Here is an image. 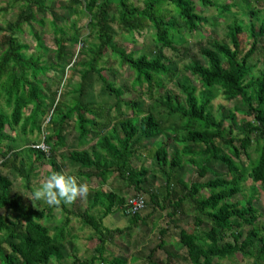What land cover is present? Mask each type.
<instances>
[{"label": "trees", "instance_id": "1", "mask_svg": "<svg viewBox=\"0 0 264 264\" xmlns=\"http://www.w3.org/2000/svg\"><path fill=\"white\" fill-rule=\"evenodd\" d=\"M13 1L23 3L24 8L14 22L2 29L7 35L3 48L0 47V157L3 158L0 167H7L20 155L9 143L7 127L15 130L22 125L26 130L31 123L32 131L40 129L37 114H47L44 105L51 90L50 82L43 79L50 67L44 65L41 56L26 54L29 45L17 37L25 24L37 20V10L47 12L45 1ZM197 1L204 7H217L221 15L227 16L231 10L230 5L219 6L215 0ZM243 1L253 19L248 31L251 47L244 51L241 38L244 21L236 18L227 25L225 40L214 39L209 47L201 50L206 62L194 60L183 65L184 72L197 78L200 87L184 76L177 82L180 95L168 91L145 108L142 100H125L123 89L103 74L105 69L100 64L106 50H111L122 64L134 71V88L146 87L150 93L154 87L163 86L164 78L175 79L180 69L159 55L136 54L117 46L115 25L130 35L150 27L154 30L156 45L178 51L176 43L182 41L176 38V33H183V29L195 31L208 22L198 12L195 0H142L141 4L135 0H69L71 9L81 3L85 5L84 11L90 17L87 27L90 33L96 34L97 42L86 52L87 59L78 62L82 66L81 81L75 89L78 98L63 106L61 97L56 100L57 94L51 93L52 114L48 123L53 132L45 135L44 141L55 142L51 146L48 175L64 173L63 167L69 165L76 168L78 176L96 177L105 182L115 175L133 185L138 193L148 192L154 211L159 207L170 208V221L160 230L159 247L163 249L172 236L170 223H176L174 218L185 205H190L196 213L194 228L181 227L178 237L187 251L186 259L192 264H224L221 260L239 253L254 258L257 263L264 262V227H260L262 215L255 206L256 194L247 196L245 205L234 201L249 179L264 188V68L255 75L257 65L253 62L259 42L264 39V15L260 17L259 10L251 8L248 0ZM172 11L176 16H171ZM53 25L57 32V59L70 62L69 45L79 43L80 32L75 30L68 37L58 36L66 30L56 22ZM97 83L101 85V95L115 99L113 104L96 100L93 93ZM218 93L229 101L240 99L250 119L237 124L234 112L225 110L217 117L212 102ZM123 106L132 116L122 111ZM29 107L30 114L25 115ZM165 115L180 122L173 124L172 131L165 129ZM226 119H230L229 126L225 125ZM70 124L77 131L76 148L69 151L63 164L54 154L59 146H67ZM92 134L97 135L94 144L85 147ZM161 135L164 139L159 141L155 159L166 178L163 198L148 178V169L133 165L134 155L144 147V141ZM170 136L174 144L169 143ZM252 148L257 152L255 158L250 152ZM29 150L27 158L32 162V172L34 163L46 154L41 148ZM186 161L197 174L191 182L184 180L180 173ZM217 164L226 167L225 175L214 171ZM23 166L18 170L30 186V173ZM208 173L215 177L207 178ZM13 184L0 169V211L8 210L7 214L0 213V264H51L54 259L59 262L71 259L70 264H95L97 260L102 264H128L122 257H105V243L123 230H110L103 220L123 206V196L94 189L93 194H88L91 206L84 212L70 210L63 202L59 206L37 208L14 193ZM203 189L209 194H202ZM95 207H100V216L92 213ZM56 208H61L66 215L51 232L44 220ZM72 213L99 236L96 254L90 261L76 256L73 244L67 240ZM128 216L136 226L146 223L140 213ZM230 237L233 241L228 240ZM166 251L170 257H177ZM148 264L161 263L150 261Z\"/></svg>", "mask_w": 264, "mask_h": 264}, {"label": "rangeland", "instance_id": "2", "mask_svg": "<svg viewBox=\"0 0 264 264\" xmlns=\"http://www.w3.org/2000/svg\"><path fill=\"white\" fill-rule=\"evenodd\" d=\"M44 1L47 12L43 13L37 10V20L31 24H25L23 26V31L17 32V37L20 41L29 45L28 49L25 51L26 54L41 56L44 65L50 67L46 77L43 78L44 81L48 80L50 82L51 87L49 91L50 97L45 101L44 105V108L47 109V114L43 112L37 114V121L41 126L40 129L36 128L32 131L31 123L27 124L26 130H24L22 125L17 126L15 130H11L10 127H7L6 133L11 137L9 143L20 155L15 162L10 163L7 167H0L2 172L8 175L13 181V192L20 194L27 203L37 208L48 206L45 201L34 200L31 199V197H33L35 190L47 178L48 172L51 169L49 156L53 151V148L51 150V146L54 147L55 141H51L49 144L44 141L45 135H49L53 132V128L50 127L48 123L50 115L52 114V110H49V105L52 100L51 93L55 92L57 94L56 100L61 97L63 106L71 104V102L78 98L75 89L81 81L79 70L82 69V66H80L78 62L87 59L86 52H89V49L97 42L96 34L94 32L90 33L87 27L90 17L84 11L85 5L83 3L71 9L69 0ZM135 1L140 4L142 3V0ZM215 2L219 6L230 5L231 10L229 14L227 16L221 15L217 7H204L201 2L195 0L198 12L204 15L208 19V22L200 25L195 31L188 32L183 29V33H176V38L182 41L176 43L178 51L156 45L154 30L150 27L142 32H135L134 35H130L126 34L120 27L115 25V43L117 46L123 47L127 49V51L135 52L136 54L145 53L151 57L159 55L165 60L177 64L180 73L175 79L164 78L163 86L154 87L151 93L147 91L146 87L142 88L138 86L134 88V71L128 65L122 64L119 58L109 49L104 53V58L100 64V66L105 69L103 74L108 77L110 81L115 82L117 87L123 89V98L125 100H142L145 102V108L155 103L157 98L166 96V92L168 91L180 95L181 92L177 86V82L178 80H182L184 76L189 77L192 84L200 87L201 85L197 78L191 76L190 73L184 72L183 65L194 60L206 62L201 54V50L205 47H209L210 42L214 39L225 40L227 25L230 22L236 18L244 21V32L241 35L244 51H247L251 47L252 42L248 31L253 19L246 3L243 0H215ZM247 2H249L251 8L260 11V17L264 15V0H248ZM23 8L24 5L21 2L15 3L13 0H0V47L3 48L7 35V32L2 31V29L9 23L14 22ZM173 12L174 11H172V17L173 15L176 16V13ZM42 21L43 24L41 23ZM53 22H56L59 27L61 26L66 30L65 34L60 33L58 36L68 37L70 34H73L75 30H79L80 32L79 43H71L69 45L68 50L72 53V58L69 60L70 62H67L68 60L57 59V43L55 40L57 32ZM73 24L75 27H73ZM75 61L77 62L73 65ZM253 62L257 65L254 69V74L258 75L260 70L264 68V39L259 42ZM53 65L55 67H53ZM100 89L101 85L97 83L93 93L96 100L99 103L107 102L109 105L113 104L115 99L101 95ZM212 104L213 112L217 117H221V114L225 110L226 112H234L237 118V124L250 119L246 115V107L241 103L240 99L229 101L221 93H218ZM2 106L4 107L3 103ZM30 111L31 107L27 108L25 110V115H29ZM122 111L132 116V112L125 106H123ZM164 120L165 129L168 131H172L174 123H180L178 119L168 115L164 116ZM225 125H230V119L225 120ZM76 135L77 131L71 127L70 124V126L67 127L66 133L67 146H59L54 154L59 163L64 164L69 151L76 148ZM96 138L97 135L92 134V139L85 147L94 144ZM163 139L164 136L161 135L156 139L144 141V147L141 148L133 158L134 167L138 169L141 167L148 169V178L152 179L151 182L154 184L153 187L162 194V196H160L162 198L166 195V178L161 173L157 164L155 151L158 148L159 141ZM173 142V136H170L169 143L174 144ZM31 147L41 148L46 154L45 157L34 163V170L32 172H30L32 162L27 158ZM179 148H182L181 145ZM250 152L253 158L257 156V152L254 148H252ZM1 159L3 158L0 157V160ZM22 166L26 173H30V186L27 185L25 177L22 176L18 170V168ZM63 168L65 174H75L78 176L76 168L69 165ZM214 171L219 175H225L227 173L226 167L220 164L214 166ZM180 173L181 177L188 182L195 180L197 177L195 168L188 165L187 161ZM78 177L88 185L89 190L86 194L78 197L73 203L66 204L70 210L76 212H84L90 208L91 200L88 194H93L94 189H102L108 192L113 191L119 196H123L125 202L128 201L130 197L138 194L133 185L119 179L115 175L105 182L96 177L91 179H87L83 176ZM210 177L215 176L212 173H208L207 178ZM151 187L152 186L149 188ZM252 192L256 194L255 206L262 215L260 226L262 228L264 227V188L260 184H255L249 179L244 185L243 192L237 195L234 201H238L242 205H245L246 197L250 196ZM142 194H145L147 198V207L140 212L142 217L146 220L145 224L141 222L137 226L134 225L130 221L129 216L124 214L122 207H119L120 209L118 210L115 209L114 213L104 218L103 223L105 227L110 230H123L120 233H116L113 239H109L105 243V257L109 259L113 257H122L128 261V264H148L150 261L161 264H192L186 259L187 251L184 246L180 244L178 234L181 227L187 229L194 228L195 211L187 204L183 211L174 218L176 223H170L172 236L169 238L170 241L166 249L177 255V257H170L166 249L159 247V243L161 242L160 230L167 227L168 221H170V217L168 216L170 208L162 209L159 207L154 211L150 203L149 193L143 192ZM202 194L208 195L209 192L207 189H203ZM0 213L7 214L8 210L2 209ZM92 213L100 216L102 212L100 207H95L92 209ZM65 215V212L61 208H56L44 222L49 226L51 232H54V228L63 222ZM70 216L72 221L69 226L67 240L73 244L75 250L74 254L76 256L82 261H90L96 254L99 236H97L93 228L85 225L79 217H76L73 213ZM202 228L204 227L202 226ZM228 240L233 241V238L230 237ZM221 261L224 264H264V262L257 263L254 258L243 256L241 253ZM70 263L71 259L62 262L54 259L51 262V264ZM95 264H102V262L97 260Z\"/></svg>", "mask_w": 264, "mask_h": 264}, {"label": "clouds", "instance_id": "3", "mask_svg": "<svg viewBox=\"0 0 264 264\" xmlns=\"http://www.w3.org/2000/svg\"><path fill=\"white\" fill-rule=\"evenodd\" d=\"M88 190V185L77 175L53 172L47 175L31 199L43 200L48 205L59 206L62 202L73 203Z\"/></svg>", "mask_w": 264, "mask_h": 264}, {"label": "built area", "instance_id": "4", "mask_svg": "<svg viewBox=\"0 0 264 264\" xmlns=\"http://www.w3.org/2000/svg\"><path fill=\"white\" fill-rule=\"evenodd\" d=\"M147 207V198L145 194H135L123 204V212L127 215H134L142 212Z\"/></svg>", "mask_w": 264, "mask_h": 264}]
</instances>
